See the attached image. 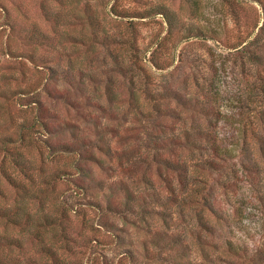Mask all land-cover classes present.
<instances>
[{
	"label": "rangeland",
	"instance_id": "rangeland-1",
	"mask_svg": "<svg viewBox=\"0 0 264 264\" xmlns=\"http://www.w3.org/2000/svg\"><path fill=\"white\" fill-rule=\"evenodd\" d=\"M208 132L229 165L187 176L212 233L156 162L214 160ZM47 249L264 264V0H0V264H52Z\"/></svg>",
	"mask_w": 264,
	"mask_h": 264
},
{
	"label": "trees",
	"instance_id": "trees-1",
	"mask_svg": "<svg viewBox=\"0 0 264 264\" xmlns=\"http://www.w3.org/2000/svg\"><path fill=\"white\" fill-rule=\"evenodd\" d=\"M165 18H166V22L169 23L170 26V21L168 19V16L166 13H161ZM245 49H243L242 51H245ZM186 104V103H184ZM190 109V112L196 115H205L206 117H213V115H211V113H208V110L204 107H198L196 105H199L198 102L196 101ZM212 111V110H211ZM212 129H214V127H212ZM187 135V139L185 142H180L179 144H188L189 143V138L190 135L188 133H186ZM198 142H202L203 140H205L207 143H209V146L207 147V149L211 150L212 156L214 158V160H207L204 161L202 164H192V165H186L183 162H178V161H169L167 159H161V158H156V162L159 165H163L168 171H170L171 173H175L178 175V177L180 178V182L182 183V190L184 193V196L182 197L181 201L183 203V206H186L187 208L191 209L192 211H194V216L198 217V227L201 230H206L209 233H212L213 230L212 228L209 226V221L208 218L206 216H204V213L202 212V210H208L214 213L213 209L211 207L208 206L207 200H206V195H205V191L204 189L198 190L197 187H195V185L191 184V180L189 181V177L188 172L191 170H203L205 172H209V174H220L221 172H223V170L225 169L226 166L229 165V163H225L228 162L229 159H227V157H223L225 156V154H227L226 151H223L220 149L219 146H215V141L213 139V133L212 132H208V133H199L197 136ZM173 142L177 143V140H172V145ZM215 159L219 160H223V163H218V161H215ZM192 177V176H191ZM184 179V180H183ZM174 193V192H173ZM172 202L176 203L178 200L177 195L172 197ZM201 206V209H197L196 206ZM5 216L4 214L2 215V217ZM6 245L7 246H16L18 243H13L12 241H6ZM5 245V246H6ZM18 246V245H17ZM227 247L229 252L230 251H235L237 246H235V244H232V242H228L227 243ZM48 253H50V259L52 264H66V263H61V262H57V258L55 256V252L51 249H47ZM32 264H34L32 262Z\"/></svg>",
	"mask_w": 264,
	"mask_h": 264
}]
</instances>
